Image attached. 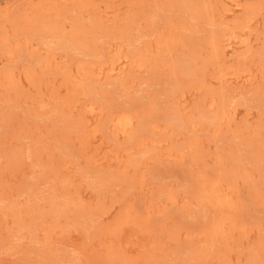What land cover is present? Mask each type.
I'll return each instance as SVG.
<instances>
[{"label":"rangeland","instance_id":"374dc122","mask_svg":"<svg viewBox=\"0 0 264 264\" xmlns=\"http://www.w3.org/2000/svg\"><path fill=\"white\" fill-rule=\"evenodd\" d=\"M0 264H264V0H0Z\"/></svg>","mask_w":264,"mask_h":264},{"label":"bare ground","instance_id":"6f19581e","mask_svg":"<svg viewBox=\"0 0 264 264\" xmlns=\"http://www.w3.org/2000/svg\"><path fill=\"white\" fill-rule=\"evenodd\" d=\"M229 43H230V42H229ZM229 43H228V44H229ZM94 107H95V106H94ZM123 120H124V117H123ZM126 120H128V119H126ZM123 124H124V123H123ZM127 125H128V124H127ZM124 126H125V125H124ZM221 187H222V186H221Z\"/></svg>","mask_w":264,"mask_h":264}]
</instances>
